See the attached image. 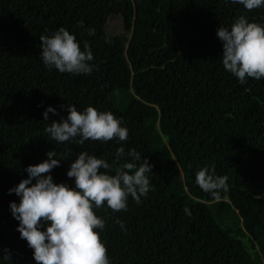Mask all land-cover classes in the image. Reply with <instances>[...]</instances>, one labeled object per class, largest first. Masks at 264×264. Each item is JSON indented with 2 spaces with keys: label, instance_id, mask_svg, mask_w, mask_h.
Instances as JSON below:
<instances>
[{
  "label": "trees",
  "instance_id": "16d2710c",
  "mask_svg": "<svg viewBox=\"0 0 264 264\" xmlns=\"http://www.w3.org/2000/svg\"><path fill=\"white\" fill-rule=\"evenodd\" d=\"M241 15L264 24V8L226 0H0V264H36L9 207L27 166L55 151L50 175L72 186L80 152L111 164L121 146L148 159L152 190L97 211L111 264H264V78L242 85L225 71L216 35ZM113 16L122 33L107 31ZM60 27L89 44L91 74L43 65L40 36ZM68 105L112 112L127 140L57 143L45 129ZM48 106L58 114L44 121ZM202 167L228 177L219 200L195 184Z\"/></svg>",
  "mask_w": 264,
  "mask_h": 264
},
{
  "label": "clouds",
  "instance_id": "9594fccd",
  "mask_svg": "<svg viewBox=\"0 0 264 264\" xmlns=\"http://www.w3.org/2000/svg\"><path fill=\"white\" fill-rule=\"evenodd\" d=\"M242 5L246 11L264 8V0H226ZM83 27V25H80ZM89 36L95 29L87 30ZM222 42L221 62L225 71L234 76L240 84L249 78H264V24L250 22L241 15L230 27L220 26L216 32ZM40 59L49 70L59 73H92L94 56L87 42L81 45L74 34L60 27L50 36H40ZM67 116L53 121L45 129L57 143L111 140L126 141L128 129L122 119L110 111H100L88 106L78 111L74 105L67 106ZM49 113L57 115V109L48 106L42 113L48 121ZM55 151H48L46 159L24 169L27 178L8 190L15 194L19 203L10 202L12 217L17 220L20 238L32 249L36 264H111L106 244L100 233L105 229V220L96 213L107 207L113 213L126 211L129 197L140 204L152 190L148 174L152 165L135 149L125 152L118 147L115 159L107 160L80 152L70 164L66 173L73 179V185L54 183L50 171L60 166ZM125 162L121 165L120 162ZM120 165L113 172V168ZM228 177L218 176L214 167H202L195 175V184L215 199L227 191ZM33 181H35L33 183ZM186 215L191 216L188 208ZM121 229L124 224L117 219ZM0 258L8 260V250Z\"/></svg>",
  "mask_w": 264,
  "mask_h": 264
},
{
  "label": "rangeland",
  "instance_id": "374dc122",
  "mask_svg": "<svg viewBox=\"0 0 264 264\" xmlns=\"http://www.w3.org/2000/svg\"><path fill=\"white\" fill-rule=\"evenodd\" d=\"M106 29L109 33H122L123 25L117 16L110 17L106 23Z\"/></svg>",
  "mask_w": 264,
  "mask_h": 264
}]
</instances>
